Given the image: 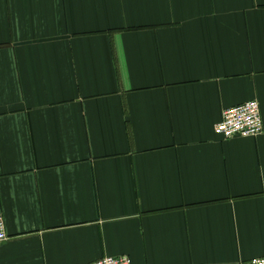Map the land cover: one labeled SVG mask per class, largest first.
I'll use <instances>...</instances> for the list:
<instances>
[{"label":"crops","instance_id":"crops-1","mask_svg":"<svg viewBox=\"0 0 264 264\" xmlns=\"http://www.w3.org/2000/svg\"><path fill=\"white\" fill-rule=\"evenodd\" d=\"M264 0H0V264L264 256Z\"/></svg>","mask_w":264,"mask_h":264},{"label":"built area","instance_id":"built-area-1","mask_svg":"<svg viewBox=\"0 0 264 264\" xmlns=\"http://www.w3.org/2000/svg\"><path fill=\"white\" fill-rule=\"evenodd\" d=\"M264 131L260 102L251 99L223 110L222 117L215 125V132L224 140L237 136H257ZM8 239L6 222L0 214V246ZM89 264H132L128 255L105 256ZM246 264H264V256L250 260Z\"/></svg>","mask_w":264,"mask_h":264}]
</instances>
